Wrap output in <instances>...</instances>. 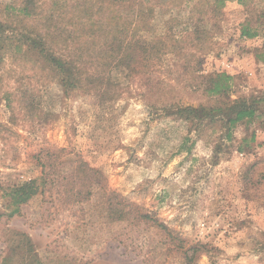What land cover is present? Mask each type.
I'll list each match as a JSON object with an SVG mask.
<instances>
[{"label": "rangeland", "instance_id": "1", "mask_svg": "<svg viewBox=\"0 0 264 264\" xmlns=\"http://www.w3.org/2000/svg\"><path fill=\"white\" fill-rule=\"evenodd\" d=\"M159 4L145 41L168 33L173 19L180 22L177 35L191 30L190 0ZM21 5L0 0V19ZM263 15L264 0H227L212 44L201 54V72L233 76L231 98H245L256 109L229 137L225 129L198 134L152 107L205 103L186 88L188 78L174 82V93L152 97L134 90V97L102 106L93 96L64 99L55 83L35 82L34 90L8 58L0 73V208L6 190L40 180L41 163L54 148L68 152L58 162L62 174L73 173L79 154L102 173L104 188L95 187L87 202L65 205L56 187L51 195H35L19 213L7 210L0 264L9 256V264H27L10 252L18 239L12 231L29 235L41 264H264V63L256 59L264 56ZM244 26L253 38L241 36ZM173 61L165 56L155 74L162 87L173 84L165 72ZM5 90L13 96L6 99ZM113 192L163 228L151 220H111L106 202Z\"/></svg>", "mask_w": 264, "mask_h": 264}, {"label": "trees", "instance_id": "2", "mask_svg": "<svg viewBox=\"0 0 264 264\" xmlns=\"http://www.w3.org/2000/svg\"><path fill=\"white\" fill-rule=\"evenodd\" d=\"M190 1L193 3L189 16L193 23L191 30L177 35L174 28L180 22L173 19L168 33L145 41L143 34L150 29L159 0H22L16 14L0 19V73L5 61L13 58L15 66L21 69L20 79L31 84L34 90L35 82L55 83L60 86L64 99L93 96L102 106L127 96L134 97V90L152 97L157 93H174L178 89L174 82L188 78L186 88L192 95L200 94L205 103L195 106L177 101L162 106L155 103L152 107L166 118L185 121L198 134L206 131L214 134L225 129L229 137L238 123L255 117L256 109L245 98H231L233 76L223 71L201 72V54L212 44L216 21L227 0ZM262 18L264 24V15ZM212 21L214 24L208 28L207 23ZM241 36L253 38L255 34L244 26ZM167 55L174 58L172 66L165 70L173 84L162 87L164 82L155 74ZM256 59L264 63L263 55H257ZM120 75L128 81L127 85L122 84ZM3 95L9 99L13 93L5 90ZM34 101L36 98L27 103L34 107ZM66 154V148H54L41 163L40 180H30L4 192L2 200L6 204L0 208V223L7 210L11 209L10 215L19 213L20 206L38 193L51 195L57 187L59 201L79 205L89 201L95 187L104 188L102 173L91 168L79 154H76L73 173L62 174L58 162ZM106 205L113 221L140 224L151 220L163 228L150 215L134 212L133 206L117 193H111ZM12 233L18 239L12 240L14 246L8 248L12 247L10 252L23 263L41 264L29 235ZM17 243L19 246L14 248ZM10 258L2 264H9Z\"/></svg>", "mask_w": 264, "mask_h": 264}]
</instances>
